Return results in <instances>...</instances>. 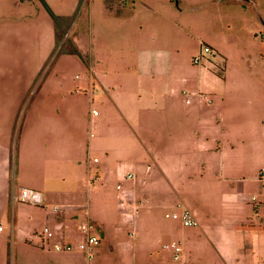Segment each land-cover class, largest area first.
<instances>
[{"label":"crops","instance_id":"obj_1","mask_svg":"<svg viewBox=\"0 0 264 264\" xmlns=\"http://www.w3.org/2000/svg\"><path fill=\"white\" fill-rule=\"evenodd\" d=\"M219 1L209 0L193 7L203 6L200 4L213 6ZM140 2L148 11L169 19L171 14H175L172 6L164 5L161 9L152 1ZM255 7H258V2ZM181 11L184 14H180L178 19L188 21L186 17H190L192 9L185 7ZM35 20L32 15L0 17V220L13 205L16 208L24 205L21 201L15 202L14 195H18L22 188H32L43 194L45 206L42 207L55 232L51 245L58 241L84 239L80 221L86 210L92 221L96 220L106 228L109 223L105 218L115 212L124 223L132 224L137 237L139 210L150 206L148 199H140V191H144L150 176L159 177L161 184L165 178L172 182L180 179L186 186V195L180 194L185 206L174 215L181 217L183 209L189 208L199 223L184 228L182 235L178 228L173 227L174 223L169 224L168 233L177 239L169 245L173 255L169 264L261 262L264 258V199L254 203L251 196L258 198L264 194L257 179L258 171L264 165V131L259 130L257 122L258 116L264 113V97L254 109L252 98L242 97L237 92L225 95L210 86L214 80L211 73H215L210 64L205 68H193L199 73L198 86L210 90L215 100L226 103L218 102L226 105L228 113H224V107L216 105L202 109L201 126L194 135L196 139L192 140L191 155L204 163L205 170L199 177L185 175L190 174L185 162L190 159L187 148L192 141L183 145L185 153L178 156L183 162L180 166L172 164L175 154L171 143L152 141L170 123V106L174 104L171 98L175 91L174 88L169 91L170 82L157 77L158 73L169 71L171 51L158 47L153 41L140 48L138 76L119 74L110 77L105 73L97 77L107 92L98 93V102H104L106 95H114L120 113L116 118H109L108 126L116 140L113 151L92 163V147L86 156L78 131L79 109L88 107L92 111L95 103L94 94L98 91L95 81L89 77L86 87L79 90L76 80L63 72V76L56 74L50 89L42 90L39 82L34 93L29 92V41L37 32V28L31 26ZM180 22L176 21L177 25L192 37L197 38L194 29H198L202 35L208 34L212 39L214 22L210 25L195 22L184 25ZM50 29L54 35L60 33L53 22ZM79 50L78 41H74V48L68 50L59 63L62 62L67 69L72 61H76L70 57ZM75 77L79 76L76 74ZM221 77L225 79L224 72ZM159 98L162 99L160 104ZM195 109L199 108L191 110ZM97 117L98 124H101L104 115L99 117L98 114ZM254 128H257V147L251 151L248 149V137L252 136ZM146 129L149 136L143 135ZM229 139L237 143L240 150L232 148L228 152L226 143ZM151 151H154L157 164L146 169L144 160ZM251 155L255 161L250 160ZM130 173L134 178L127 177ZM137 174H141L142 179H138ZM102 180H115L116 189L105 195L107 201H103V216L89 209V183ZM186 180L189 183L186 184ZM119 184L122 186L120 189ZM97 190L99 185L94 186V191ZM161 192L153 191L149 197L156 198L158 206L163 209H176L170 198L158 196L162 195ZM122 198L127 199L124 206ZM56 204L68 207L55 214L53 206ZM135 206L138 207L137 212ZM35 207L43 211L41 205ZM52 253L55 264H77L81 255L85 256L81 251ZM164 256V251H159L160 263L168 264L164 262Z\"/></svg>","mask_w":264,"mask_h":264},{"label":"rangeland","instance_id":"obj_2","mask_svg":"<svg viewBox=\"0 0 264 264\" xmlns=\"http://www.w3.org/2000/svg\"><path fill=\"white\" fill-rule=\"evenodd\" d=\"M149 1L161 9L164 5L172 6L175 14H171L169 19L148 11L140 0H0V17L32 15L36 19L31 26L37 28V32L31 35L29 41L28 77L31 94L39 82L42 90L50 89L58 73L63 76L65 72L70 79L76 80L79 90L86 87L89 77H93L98 90L94 94L96 100L92 111L88 107L79 109L78 131L86 156L92 147V163H97L96 161L106 157L108 151H113L116 140L114 132L108 126L109 118H116L120 113L114 95H106L104 102H98V93L101 95L107 92L97 77L105 73L110 77L119 74L138 76L140 48L153 41L157 42L158 47L171 51L169 71L158 73L157 77L170 82L169 91L173 88L175 91L171 98L174 104L170 106V123L152 141L173 145V165L183 164L178 159L180 154L185 153L183 145L196 139L194 135L201 126L199 118L204 113L202 109L213 105L222 108L226 106L219 104L226 103L215 100L210 90L198 86L199 73L193 68L207 67L208 60L203 59V64L199 65L193 59L201 53L207 56V46L215 51L211 58V65L215 70V73H211L214 78L210 82L212 88L225 95L237 92L242 97L248 96L252 98L254 109L256 103L264 97V0H220L213 6L200 4L203 6L199 8H194V5L207 3L209 0ZM255 1L259 8L255 7ZM185 7L192 9L190 17H186L188 21L178 19L180 14H184L181 10ZM176 21H181L184 25L189 22L210 25L214 22L215 28L211 30L214 45L210 43L212 39L208 34L202 35L198 29L190 27L196 32L197 38L192 37ZM52 22L60 30L57 35L52 34L50 29ZM74 41H78L81 50L70 57L76 61H72L65 69L59 61L63 60L68 50L74 48ZM223 72L225 79L221 77ZM76 74L78 78L75 77ZM55 87H58L57 82ZM160 98L159 104L162 102ZM194 107L199 109L192 111ZM224 113H228L227 107H224ZM95 114H99V117L104 115L101 124H98ZM257 122L259 130L264 131V113L258 116ZM254 130L252 136L248 137V149L251 151L257 147V128ZM143 135L149 136L147 129L143 131ZM262 142L264 144V134ZM192 143L193 141L187 148L190 159L185 162L190 174L185 175L199 177L205 170V165L195 155H191ZM158 146L160 144L155 149L158 150ZM226 148L228 152L232 148L240 150L232 139L228 140ZM250 160L256 159L251 155ZM144 163L146 169L157 164L154 151L147 153ZM137 178L142 179L141 174H137ZM185 182L189 183L188 180ZM95 185H99V190L94 191ZM89 186V209L92 213L103 216V201H107L106 193L116 191L115 180L95 181L89 183ZM158 190H162V195L158 196L170 198L176 209H163L158 206L156 198L149 197L153 191ZM185 190L183 180L172 182L165 178L161 184L159 177L151 175L144 191H140V199H148L150 206L139 210L137 237L133 234L135 229L132 224L124 223L115 212L105 218L109 223L108 228L93 220V232L100 238V244L93 250L95 264H161L159 251H164V262L169 264L173 260L169 245L177 241L168 233L169 224L174 223L173 227L178 228L181 235L183 229L189 227L183 225L179 215H174L185 206L180 196ZM258 199H264V194L259 195ZM20 203L24 205L19 208L13 205L0 220V264H55L52 253L54 250H44L30 238L35 230L41 231L46 225L51 226L50 221H47V213L42 206L43 211H39L35 207L38 205ZM167 213H170L169 216ZM84 257L81 255L77 264H86ZM258 264H264V258Z\"/></svg>","mask_w":264,"mask_h":264},{"label":"built area","instance_id":"obj_3","mask_svg":"<svg viewBox=\"0 0 264 264\" xmlns=\"http://www.w3.org/2000/svg\"><path fill=\"white\" fill-rule=\"evenodd\" d=\"M203 48L204 43L201 44ZM208 55L201 53L199 56L194 57L193 62L195 64H203V59L208 60V64L211 65L212 57L215 55V51L212 47L207 46ZM212 66V65H211ZM212 68V67H211ZM213 69V68H212ZM128 178H134V174L130 173L127 176ZM257 179L260 182L263 192H264V166H262L257 174ZM122 186L119 184L118 188ZM125 198L121 199V204L124 206L126 203ZM14 201H21L25 203L35 204L45 206L43 194L32 188H22L21 192L18 195H14ZM251 201L254 203L258 202L256 195L251 196ZM67 205L56 204L53 206V212L55 214L63 212L67 209ZM135 211H138V207H134ZM182 222L186 226H195L198 225V220L195 217V214L189 208H184L181 214ZM80 228L84 234V239L80 241H58L57 243L51 245V239L53 238L55 232L49 226L46 225L43 230H35L31 235V241L36 245L41 247L44 250H54L57 252H77L81 251L85 255L86 264H95L93 250L94 247L100 244V238L93 232V222L89 216L88 211L86 210L85 217L80 221ZM135 234V232L133 233ZM176 250H179L177 247ZM177 258V256H176Z\"/></svg>","mask_w":264,"mask_h":264},{"label":"trees","instance_id":"obj_4","mask_svg":"<svg viewBox=\"0 0 264 264\" xmlns=\"http://www.w3.org/2000/svg\"><path fill=\"white\" fill-rule=\"evenodd\" d=\"M202 46V45H201ZM213 71H215L214 69H212ZM223 70V69H222Z\"/></svg>","mask_w":264,"mask_h":264}]
</instances>
